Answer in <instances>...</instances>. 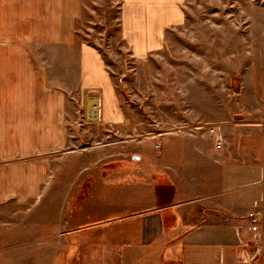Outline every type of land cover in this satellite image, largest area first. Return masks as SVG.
I'll list each match as a JSON object with an SVG mask.
<instances>
[{
	"label": "crops",
	"instance_id": "crops-1",
	"mask_svg": "<svg viewBox=\"0 0 264 264\" xmlns=\"http://www.w3.org/2000/svg\"><path fill=\"white\" fill-rule=\"evenodd\" d=\"M91 1L0 0V34H46V43L75 49V68L60 49L56 63L24 62L20 74L12 66L9 86L0 52V264H264V34L249 22L264 3L235 0V110L195 112L185 79L170 77L188 65L165 34L187 0H118L128 52L122 85L98 50L78 41ZM72 68L98 105L71 119L47 72L61 78ZM84 119L93 126L83 130L105 139L72 149L71 131ZM40 150L42 175L32 161L16 162ZM84 151L86 165L106 163L108 173L60 175L64 189L46 190L51 154L76 152L64 156L76 163Z\"/></svg>",
	"mask_w": 264,
	"mask_h": 264
},
{
	"label": "rangeland",
	"instance_id": "rangeland-1",
	"mask_svg": "<svg viewBox=\"0 0 264 264\" xmlns=\"http://www.w3.org/2000/svg\"><path fill=\"white\" fill-rule=\"evenodd\" d=\"M262 3H264V0H259L258 4L261 5ZM235 4V0H187L185 6H179L180 10L185 15H183V20H181L179 24H171L166 28L165 34H174L170 36L169 40L172 42V45L178 49L179 53H182L184 56L183 62L188 65L187 68H181L179 66L178 72L173 71L170 77L179 78L180 85L181 83L184 84L181 80L185 79V82L188 84L186 86H188L189 100L194 99L193 102H188L189 107L190 109H194L195 112L202 110H211L214 112L215 110L217 111L225 107L227 111H233L236 108L235 98L239 89L237 91L234 90L235 41H237L234 15L236 11L239 13L241 12V7H237ZM253 9H255V7L243 10L248 12ZM258 9L260 10L254 11V17L249 21H252L253 25L252 34H264V7H258ZM85 12L87 15H84V21L79 24V27L82 28V34L78 35H80L82 39L78 38V41L82 40L94 46L102 55L109 71H111L112 68L115 70L120 85H122V74L126 69L123 59L125 60L128 58V52L124 49L126 44L120 35L122 34V22L120 21L122 6L118 0H92L91 5L86 8ZM45 38L46 34H0V52L4 65V84H6L10 78L12 66H14L13 68H15L16 71L18 70L20 74L27 72V70L24 69V67H26V63L24 62L56 63L58 62L57 53L60 49L61 52L66 51L65 55L62 54V58L66 60L67 66L72 64L73 66L69 67L75 68V54L73 55L75 52L74 45L69 47L60 46L57 43L58 40L54 38H51L50 41L46 43ZM256 45L259 46L258 41ZM29 50L32 52V58H29L26 54ZM72 70L73 68L71 71H66V77L61 75V78H59V74L62 71L49 70L47 72L48 80L52 85L51 87L54 88V86L57 85L55 88L59 91V94L66 96L68 114L71 119L75 114H85L86 111H92L93 108L95 109L94 106L98 105V93L80 92L76 84V78H74L77 72ZM165 74L170 75V73ZM24 79L25 78L19 77L18 81L22 82ZM192 80H194V82H192ZM9 84L10 81H8V86ZM20 86L18 93H26V85L22 84ZM125 99V102H128L131 107L135 106L139 110L141 109L139 103L136 101L127 97H125ZM180 109L184 108L180 107ZM71 123L75 125L73 122ZM80 123L81 125L79 124L78 127L75 125L77 130L71 131L75 132L73 135L74 143H72V149L95 146L96 143L91 139H105L102 135H96L82 129L93 126L90 119L80 120ZM75 136L77 139H75ZM18 137L22 138V136ZM9 138L10 136L4 135V139ZM87 152L88 151H84V154H80V157L77 158L76 161L79 165L77 162L74 163L73 159H64L65 155L69 157L71 155L74 156L77 154L76 152H68V154L53 152L51 154V159L53 161L51 174L53 180L47 187L46 183L44 184L45 189L56 192L63 190L64 188L62 187H64L65 184L58 183L57 179L60 175L72 176L81 173L84 175L97 173L106 175L108 173L106 163H101L98 166H88L85 164L84 159H86ZM19 157V159H16V162L21 164L23 162L32 161L35 164L33 168L35 174H43L42 160L46 158V151H35L29 155L31 158L28 159H22L21 157H24L23 155ZM88 178L90 177H87L84 182L80 183L84 188L90 186L91 180ZM40 185V189L43 190L44 185ZM41 198L42 196L36 200V208L42 206ZM38 211H36L35 216L36 223L42 222L41 220L43 218L41 213L38 214ZM257 213H260V215H258L259 218L262 217L261 212ZM250 216L254 217L252 213ZM26 217H28V215L24 217L20 215L19 221L22 222ZM46 217L48 218V216ZM51 219L52 221H58V215L51 214ZM74 250L75 247L70 245L67 250L68 255L73 254Z\"/></svg>",
	"mask_w": 264,
	"mask_h": 264
},
{
	"label": "water",
	"instance_id": "water-1",
	"mask_svg": "<svg viewBox=\"0 0 264 264\" xmlns=\"http://www.w3.org/2000/svg\"><path fill=\"white\" fill-rule=\"evenodd\" d=\"M239 88H238V86L236 85V83H235V85H234V90L235 91H237Z\"/></svg>",
	"mask_w": 264,
	"mask_h": 264
},
{
	"label": "built area",
	"instance_id": "built-area-1",
	"mask_svg": "<svg viewBox=\"0 0 264 264\" xmlns=\"http://www.w3.org/2000/svg\"><path fill=\"white\" fill-rule=\"evenodd\" d=\"M256 214H259V213H256ZM253 216H255V215L253 214Z\"/></svg>",
	"mask_w": 264,
	"mask_h": 264
},
{
	"label": "trees",
	"instance_id": "trees-1",
	"mask_svg": "<svg viewBox=\"0 0 264 264\" xmlns=\"http://www.w3.org/2000/svg\"><path fill=\"white\" fill-rule=\"evenodd\" d=\"M69 258V257H68ZM69 261V260H68Z\"/></svg>",
	"mask_w": 264,
	"mask_h": 264
}]
</instances>
